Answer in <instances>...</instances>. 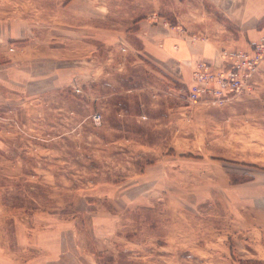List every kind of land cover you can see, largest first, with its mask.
I'll use <instances>...</instances> for the list:
<instances>
[{"label": "rangeland", "instance_id": "374dc122", "mask_svg": "<svg viewBox=\"0 0 264 264\" xmlns=\"http://www.w3.org/2000/svg\"><path fill=\"white\" fill-rule=\"evenodd\" d=\"M68 1L0 0V264H264V90L190 103L133 33L178 7Z\"/></svg>", "mask_w": 264, "mask_h": 264}, {"label": "crops", "instance_id": "0c3cea01", "mask_svg": "<svg viewBox=\"0 0 264 264\" xmlns=\"http://www.w3.org/2000/svg\"><path fill=\"white\" fill-rule=\"evenodd\" d=\"M169 2L162 0L161 7L166 10L178 7V12L174 10L172 12L177 15L176 20L171 24H164L161 21L143 18L133 33L141 44L138 52L143 53L160 70L182 84L191 82L193 68L197 62L206 61L218 68L223 67L218 55L223 47L233 45L250 49L261 36L264 25V0H172V2L169 0ZM87 5H91L92 16L91 19L86 18V23L91 24L92 28L99 29L94 27V16L100 14L98 0L91 2L69 0L64 7L73 6L70 9L75 10L76 15H80L77 9L87 8ZM162 13L159 15L165 17ZM202 31L209 32L208 38L194 36ZM93 33L90 36L92 39L100 38ZM81 35L79 34V37ZM260 69L254 77V87L259 93L264 90V62ZM259 74L261 78L258 77ZM11 77L13 81L16 80L15 75ZM27 81L29 82L30 78ZM37 90L39 91L34 94L45 92L48 87H40ZM6 99L0 94V103L1 101L5 103ZM46 233L58 235L57 230H49ZM61 240L57 238L55 242L59 244ZM42 245L45 248L43 251L47 252L46 244Z\"/></svg>", "mask_w": 264, "mask_h": 264}, {"label": "built area", "instance_id": "2783aa9c", "mask_svg": "<svg viewBox=\"0 0 264 264\" xmlns=\"http://www.w3.org/2000/svg\"><path fill=\"white\" fill-rule=\"evenodd\" d=\"M261 32L259 40L250 49L223 47L218 54L223 67L206 61L197 62L187 85V100L190 103L204 101L218 107L252 89L254 77L264 62V25Z\"/></svg>", "mask_w": 264, "mask_h": 264}]
</instances>
